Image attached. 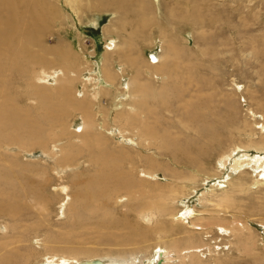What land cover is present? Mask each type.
Instances as JSON below:
<instances>
[{"label": "bare ground", "instance_id": "bare-ground-1", "mask_svg": "<svg viewBox=\"0 0 264 264\" xmlns=\"http://www.w3.org/2000/svg\"><path fill=\"white\" fill-rule=\"evenodd\" d=\"M63 1L67 3L74 12L77 9L81 11L82 7L87 9L97 8L99 10L112 9L111 11L114 12L115 15L116 13L118 14V18H116L118 20H116L117 22L123 23L129 20V22L132 21L135 23L132 26L127 25V27H130L129 30L123 26L120 27V25L119 27H116L119 31L122 30L124 33H127V40L124 41L123 45L119 44L115 38L110 39V41L105 45V57L102 56L100 66H98L96 71H92L93 73L95 72L94 75H92V77L82 76V78H85H83L84 84H92L91 82L95 83L92 91H82L83 93L81 92V96L79 95L78 97L77 94L80 92L72 91L74 80L78 77V75H76L78 74V69L76 68L77 66L74 67V65L69 62H66L63 66L59 64L58 66L47 65V62L54 61L55 57H42L40 55L41 52L50 53V55H55L57 57L61 56L63 53L58 52L59 49H57V47H46L44 50H39L38 47L39 52L36 49L37 47H34L40 42V37L42 36V32L47 28L50 16H55L56 11L58 10V6L56 4L58 1L0 0V197H2L1 201L4 205V209L2 208V210H0L1 214H4L3 216H9L11 219L19 220L22 216V213L19 212L21 209H17L12 205L13 193L19 186H17V184H20L24 194H26V190L36 193L38 192L37 188L43 183L45 186V181L47 180V171L45 170L41 174H38V178L35 179L37 183H35L34 186L37 187L34 189L24 188V185H22L20 181L28 179L29 182V178L25 177L20 180L18 178L20 174H17V172L15 173L14 168L16 167L20 168V170H25L33 166L31 164L28 165L29 163L20 165L19 161L15 157L17 154L11 152V149L18 147L19 151L23 152L24 150H31L37 145L44 146L45 143H48L47 139L51 136H48L47 133L52 129L54 130L58 128L61 135H65L66 127L63 125V118L72 110L79 109L81 122L78 126H74V136L81 140V145H75L74 143L67 141L59 148V154L54 152L56 145H52L53 152L50 155L51 158L55 157L54 161L56 167L53 170L59 177H61V173H63L67 168H71L72 170L77 169L79 166V161L77 160L80 156H84L82 157L84 162L88 163L86 166L90 167L86 169L88 170V174L85 178L82 179L80 177H76L73 180L75 190L72 193L73 197H70L73 202L70 200L71 203H68L67 205V211L69 217H71V221H73L78 228H109L114 234L119 231L122 232L125 229L126 233L125 231L124 233L122 232L125 234L122 237L127 235H136L139 237L141 236V238H145L156 235L158 238L164 237L165 244L153 246L151 255L147 258L144 257L146 259L142 262L139 261V259L136 260L138 256H131L129 259L122 257L119 260L104 256L84 257L79 259L77 256H74L72 252L70 254H67V252V255L56 252L52 246V243L55 242V240L49 238V240L44 243V245L48 248L45 251V260L40 262V264H91V260L94 259H100V264H186L187 260L190 261V264H201L198 257L200 254H197L200 253L199 245L194 244L192 240H190L186 245H181L178 237H176L177 233L175 232V229L182 228L188 237L189 232L190 234H193L194 230L198 231V229L201 228L206 230L210 224H215V217L213 216L203 221L204 218H202V215L197 216V213L191 209V207H188V198L182 191H185L184 189L187 188L188 182H197L198 179L206 178V175H208V177H212L213 179L215 178L214 182H216L215 184L212 183V185H210V189H208L210 190L209 196L210 194L213 195V199H210L209 196L206 197L208 202H213L211 204L219 207L226 206L236 208L237 206H240L241 204L238 202V197L240 194L242 196L245 184L241 183L238 179H234L232 184L230 183L232 185L231 190L226 185L230 182L232 173L233 175L238 173L242 174L243 171L245 172V168H249L253 173L257 174L255 179L256 183H264V115H262L260 121L261 123H254V126L258 129V134L260 133L259 139L254 140L253 136L254 138L257 137L256 134L252 133L251 135V132H245L248 133L249 142L247 144L234 143L230 145L228 149H223L215 157V159H217V161H215L216 166H214L209 173H206V171H208L207 165L212 164L210 155H213L212 153L210 154L208 149L213 146L214 142L218 145L220 144L222 137L220 136L221 134L219 129L221 128V124L224 120L222 123H219L218 120L221 115H219L220 117L215 118L217 115L216 113L215 117H211V114L203 111L205 108L202 110L200 105H194L195 101H201L199 98L203 95L205 96L203 100L204 102H201H203L204 106L206 105V101L208 103H214L216 98L213 100L212 98H209L208 94H200L199 91H193L192 88L189 87L190 84L198 86L197 84L199 82L194 76H192L190 70L187 69V65L184 64L182 69L179 70V67L177 66L178 60L176 59L179 58V52H177L176 47L177 45L174 47L172 43L171 45L168 44L169 46L176 48L174 54H177L176 57L175 55L172 56L170 54L172 56L171 60L173 59L172 61L177 62L173 63L174 68L172 67V70L175 71L176 76L179 72L180 75H186V81L183 75V78L180 76L176 77L174 75V78H177L178 80V83L175 85V90H179L177 95L181 96L182 105L185 106V109H188L186 114L180 115L181 117L178 115L179 124L184 126L185 123L188 124V121H190V126H188V124L187 127H190V129L193 128L192 132L194 133L193 136L190 135L189 137L185 134V140H183L184 143L174 140V136L172 137L169 131L164 130V133H160L159 128V131L155 130V124L158 123L157 120H159V114L157 113L156 105L155 107L154 105H147V91L142 84V80L139 81L136 77H132L131 80L123 79L121 82L119 81V86H116L118 93H114L113 96L111 95L113 85H115V72L110 70L111 64L113 65V55L115 53H119V57L121 58L123 53L128 59H135L128 49L131 48L135 39H138L141 36L143 37V35L144 37L148 36L147 32H150L152 29L149 23L154 20L155 17V22L153 23L154 26H158L157 24L164 23L165 21L175 22L177 18L182 21V18L179 17V14H177L175 9H181L179 3H174L175 7L165 8L166 10L164 15L161 10L158 14L156 12L154 13L153 3L158 2L159 0L153 1V3H151L150 0ZM193 1L194 0H189L186 3H193V15L200 19L201 17L196 13L197 10H194V8H196V2ZM49 7H52L54 11L48 16L47 12L49 13V11L46 9ZM149 9L151 10L149 11ZM180 15L182 17L184 16L182 14ZM152 17L154 18L152 19ZM113 22H111V24ZM115 24V26H117L118 23ZM159 30V33L165 35L164 28H160ZM133 44L135 45V43ZM57 45L60 46L63 45V43ZM168 48L169 47L167 46V49ZM165 51L164 53H166ZM180 55H182V53ZM165 57L166 56H162L156 52H151V54H149V61L156 66L157 70L161 67ZM172 61L168 63H171ZM79 63V66L81 67L83 61L82 63ZM170 65L172 66V64ZM89 71L91 72V70ZM118 72H123L122 65L119 69L116 68V74ZM23 74H26L24 85L27 89H31L28 92L26 91V93L35 97L33 98L35 104L30 106L19 104V100L22 101L24 93L20 94L12 91L15 79L18 78V76H20L19 78H22ZM156 74L159 73H154L153 76L157 77ZM4 75L7 77L6 80L4 79ZM168 75L171 78L172 74ZM202 79L203 78L201 76L199 81ZM48 85L50 88H47ZM121 92L123 93L121 94ZM166 92L167 88L161 87V89H157V93L153 98H159L157 100L158 102H164L163 95L166 94ZM185 93H187V96H184ZM108 94L110 95L109 97H111L110 107H106L101 100L102 97H107ZM76 96L78 98H76ZM186 103L188 105H185ZM213 107H215V109L217 108L215 105ZM225 109L226 108H224V110ZM208 110L212 112L210 108H208ZM219 112L220 110L218 113ZM250 113L252 114V112ZM196 122H198V124L194 126ZM228 125L230 127L231 124ZM45 126L48 128L46 130L48 131L46 134L43 132V127ZM106 129L109 131L108 133L114 134L112 135L113 138L117 137L123 139L125 137L124 133H130L133 130H136V133L134 134L137 137L135 138L136 140L133 138L129 139L131 142L135 143L136 146H142V150L144 151H149L154 148L159 152V155H163L168 159L170 158L174 160L177 166H183L182 168L185 167V169L189 167L192 168V171L187 168V172L184 171L185 173H183V170L180 171L181 169H178L177 167L173 169L164 168L163 165L165 164L162 165L153 161L154 156L153 158L150 157V160L149 156L145 157V155L142 156V154L141 156L143 158L145 157L143 160L145 168L138 169L139 164H137V162H139L138 157H141L140 155L136 158H128L121 154L114 155L109 153V151H106V147H103L101 144V140L103 139L99 138L100 136L108 138L104 132ZM58 135L61 137L60 134ZM98 135L99 137L97 138ZM123 139L119 142H125V139ZM43 151L46 155L50 154V151H46L45 149H43ZM206 156L209 158L206 159ZM62 161L67 162L68 165H59ZM201 162L203 163L202 165ZM73 163H76L77 165L72 166ZM123 165L127 166L126 170L120 169V166ZM128 166H130V169ZM159 169L160 171L161 169L164 170V173L167 174V176H170V179L173 178L174 180V178H177L180 183L171 184L170 186L160 184V181L155 178V176L158 175ZM134 170L137 172H133ZM223 170L225 172H222ZM138 174H141L142 176ZM62 187L63 188L61 190L64 192L69 188L66 184L62 185ZM216 191H218L217 194ZM233 191L237 192L232 195ZM68 195L70 194L65 196ZM35 196L38 201L34 202V205L31 207L35 208L38 214H41L40 211L42 209L43 211L45 210L44 205L46 204V200L44 197L39 196V192ZM182 196L184 199L181 198ZM202 196L205 198L206 195L203 194ZM17 197H14L13 199ZM121 197H125L130 200L129 203L131 204H129V209L132 213H134L133 216H136V218L133 220L132 216H128L127 214L124 218L113 217V225L110 227L106 218L107 215L111 216V214H109L110 211L107 209L108 204L111 203L110 201L113 202L116 198L119 199ZM179 200L181 202L180 204L182 205V209L186 208L183 212H180L173 207V204ZM66 203H62L61 210ZM82 215L84 218L81 217ZM36 216L38 217L37 214ZM40 218L41 220H44L43 216ZM190 219H192V222L189 221ZM141 223H146L149 226L144 227ZM152 223L153 225L151 226ZM8 224L12 225L11 223ZM216 225V229H219V231H234V234L240 237L237 238L239 239V242L236 248H238L241 255H255L256 241H250L252 239V235L247 225H244L236 220L232 223H222V221H219ZM14 230L15 234H13V237L9 236L11 240H14V242H10L9 247L12 253L9 252V255H7V253L1 252L0 264L25 263L26 258L25 260H21V262H15L16 258L14 255L19 252L17 245H19V242H23V237H21L19 229L14 228ZM246 231L249 232L244 234ZM242 234L244 235L242 236ZM3 242H5L4 245H6V241L4 240ZM3 242L0 244V251L4 248ZM27 261L29 260L27 259L26 262Z\"/></svg>", "mask_w": 264, "mask_h": 264}, {"label": "rangeland", "instance_id": "rangeland-1", "mask_svg": "<svg viewBox=\"0 0 264 264\" xmlns=\"http://www.w3.org/2000/svg\"><path fill=\"white\" fill-rule=\"evenodd\" d=\"M57 1L58 3L56 4L58 6V10L56 11L55 16H50V21H48L47 28L42 32L40 42L34 47H37V50L38 47L39 50H44L46 47H57V49H59L58 52L63 53L61 56L57 57L55 55H50V53L41 52L40 55L42 57H55V60L47 62V65L58 66L59 64L63 66V64L69 62L72 63L74 67L77 66L76 68L78 69V74L76 75H78V77L74 80L72 91L80 92L79 94L75 92L79 97L82 91H92L95 83L91 82L92 84H84V77L82 78V76L92 77V75H94L95 72L93 73L92 71H96L98 66H100L102 56L105 57V45L110 41V39L115 38L119 44L123 45L124 41L127 40V33H124L122 30L119 31L116 27H119L120 25V27L123 26L129 30V26H132L135 22H129L128 19V21H122L123 23L117 22L118 20L116 18H118V14L116 13L115 15L114 12L111 11L112 9L99 10L97 8L87 9L82 7L81 11L77 9L74 12L63 0ZM150 1L153 3V1L156 0ZM187 1L189 0H159L158 2L153 3L154 13L156 12L157 14L160 10L164 14L166 10L165 8L175 7L174 3H179L181 9L179 7V9H175L177 14H179V17L182 18L183 22L177 18L175 22L165 21L164 23L157 24L158 26H154L153 23L155 22L156 17H152L154 20L149 23L152 29L150 32H147L148 36L144 37L143 35V37L141 36L138 39H135L133 42L135 45L132 43L130 48L134 49H128L135 59H128L123 53L121 58L119 57V53H115L113 55L114 60L113 65L111 64L110 70L115 72V85H113L111 95L113 96L114 93H118L116 86H119V83L123 79L131 80L132 77H136L137 80H142V84L147 91L146 103L148 106L154 105L155 107L156 105V110L159 114V120H157L158 123L155 124V130L157 131L159 128L160 133H164V130L169 131L171 136H174V140L184 143L183 140H185V134L189 137L190 135L193 136L194 133L192 132L193 128L190 129V127H187L188 124V126H190V121H188V124L185 123L184 126L179 124V116L186 114L188 109H185V106L182 105L181 96L177 95L179 90H175V85L178 83V80L177 78H174L176 73L172 69L174 68L173 63L178 62L177 66L179 67V70L182 69L184 64L187 65V69L190 70L192 76H194L199 82L197 84L198 86L190 84L189 87H191L193 91H199L200 94H208L209 98H212L213 100L216 98L214 103H208L206 101L207 106H204L203 100L205 96L203 95L199 98L203 102L195 101V104H191L197 106L200 105L202 110L205 108L203 111L211 114V117H215L216 113L217 115L215 118H218L220 117L219 115H221L218 120L219 123H222L224 120L221 124V128L219 129L221 134L220 136L222 137V144L221 141L219 145L214 142L213 146L208 149L210 154H213L210 155L212 164L207 165L208 171H206V173H209L213 167L216 166L215 161H217V159H215V157L223 149H228L229 146L234 143L247 144L249 142L248 133L245 132H251V135L252 133L256 134L257 137L254 138L253 136L254 140L259 139L260 137V133L258 134V129L254 126V123L256 124L260 122L262 115H264V0H200L201 2L194 0L193 2H196V8H194V10H197L196 13L201 17L200 19L193 15V3H186ZM46 10L49 11V13L47 12L48 16L54 11L52 7H49ZM150 10L151 9H149V11ZM180 14L184 16L182 17ZM112 20L115 21L113 22ZM111 22L114 24H111ZM115 23H118L117 26H115ZM127 25L129 26L127 27ZM159 27L165 29V35L159 33ZM62 43L63 45H60ZM171 43L174 47L177 45V52H179V58H176L178 60L177 62L172 61L173 59L171 60L172 56L175 55L176 57L177 55L174 54L176 48L168 45H171ZM61 46L64 47L62 48ZM167 46L169 47L168 49ZM164 51L166 53H164ZM151 52H156L162 56H166L159 68L160 70H156V66H154L152 62L150 63L149 54H151ZM180 52L182 55H180ZM169 60L172 62L168 63L170 62ZM79 62L82 63L81 67L79 66ZM120 64L123 66L124 73L118 72L116 74V68L119 69L121 66ZM170 64H172V66ZM112 66L115 67L113 68ZM89 70H91V72ZM166 72L168 74H172L171 78ZM154 73H159L156 74L158 78L153 76ZM179 73H177L176 77L180 76L183 78L184 76L185 79L186 75H180ZM201 76L203 79L199 81ZM19 77L20 76L15 79L14 87L12 86L13 92H18L20 94L24 93L22 101L19 100V104L27 106L35 104L33 99L35 97L26 93V91L28 92L31 90L30 88L27 89L24 85L26 74H23L22 78ZM4 79H7L5 75ZM161 87L167 88L166 94L163 95L164 102H158L157 100L159 98H153L157 93V89L159 90ZM47 88H50V86L48 85ZM122 93L123 92H121V94ZM77 96L76 98H78ZM109 96L110 95L108 94L107 97L104 96L101 99L102 103L106 107L111 106V97ZM184 96H187V93H185ZM185 105L188 104L186 103ZM214 105L217 107L216 109L213 107ZM208 108H210L212 112H210ZM224 108L226 109L224 110ZM167 110H170L171 112L169 111V113ZM219 110L220 112L218 113ZM250 112H252V114ZM80 122V110L74 109L63 118V125L66 127L65 135H61L58 128L54 130L52 129L48 132L46 131L48 128L45 126L43 127L44 134L48 132L47 135L51 136L47 139L48 143H45L44 146L37 145L31 150H24V153L19 151L18 147L11 149V152L17 154L15 157L19 161L20 165L29 163L28 165L31 164L33 166L25 170H20V168L16 167L14 168V172L20 174L18 176L20 180L25 177L29 178L30 183L28 182V179L20 181L22 185H24V188L34 189L37 187L34 185L37 183L35 179L38 178V174H41L45 170L47 171V180L45 181L46 185L44 186L43 183L37 188L39 196L44 197L46 200V204L44 205L45 210L43 211L42 209L40 211L41 214H38L36 209L31 207L34 205V202L38 201L35 198V195L38 192L35 193L26 190V194H24L20 184H17V186H19L13 193V198L18 197L15 199L12 198V205L17 209H21L19 211L22 213L20 219L14 220L9 216H3L4 214H1L0 211V244L4 240L6 241V245H4L5 242H3L4 248H2L0 253L5 252L7 255H9V252L12 253L9 247L10 242H14V240H11L9 236L13 237V234H15L14 228L19 229V233L21 234V237H23V242H19V245L16 244L19 252L15 255L13 252L14 257L16 258L15 262H21V260H25L26 258V260L28 259L29 261L26 262L25 260V263L21 264H40V262L45 260V251L48 248L44 245V243L45 241L47 242L49 238L55 240V242L52 243V246L56 252L61 254H66L67 252V254H70L72 252L73 255L77 256L79 259L84 257L104 256L119 260L122 257L129 259L131 256H138L136 260L139 259V261L142 262L151 255L153 246L165 244V238H158L156 235L145 238H141V236L139 237L136 235H127L122 237L125 235L123 234L124 231L126 233L125 229L122 231L123 233L119 231L115 233L117 234L115 235L109 228L89 229V227H86L83 229L82 227L78 228L73 221H71V217L68 215L67 205L68 203L73 202L71 199L73 197L72 193L75 190L73 180L76 177H80L82 179L85 178L88 174V170L86 169L90 167L86 166L88 163L84 162V159L82 158L84 156H80L77 160L79 161V169L77 168L78 170H72L71 168H67L63 173H61V177H59L53 170L56 167L54 161L55 157L51 158L50 155L53 152L52 145H56L54 152L58 154L60 153L59 148L67 141H70L75 145H81V140L74 136V126H78ZM197 124L198 122H196L194 126ZM228 124H231L230 127ZM104 132L108 138H104L103 136L99 137V135L97 138L99 137L103 139L101 140V144L103 147H106V151H109V153L114 155L121 154L128 158H136L139 155L141 156V154L142 156L145 155V157L149 156V159L154 156L153 161L162 165L165 164L163 165L164 168L173 169L177 167L178 169H181L180 171L183 170V173H185L184 171L187 172V168H189L187 167L185 169V167L182 168L183 166H177L174 160L170 158L168 159L163 155H159V152L154 148L149 151H144L142 150V146H136L135 143L129 140L130 138H137L134 135L136 130H133L130 133H124V136L126 137H124L125 140L123 138H113L112 135L114 134L108 133L109 131L107 129L106 131L104 130ZM58 134H60L61 137ZM121 139L125 142H119ZM43 149L50 151V154L46 155ZM142 156L138 157V169L145 168L143 164L145 157L143 158ZM205 158L208 159L209 157L206 156ZM63 162L64 161L59 163V165H68L67 162ZM202 164L203 163L201 162V165ZM75 165L77 164H72V166ZM128 168L130 169V166H128ZM120 169L126 170L127 166H120ZM162 169L161 171L159 169L158 175L155 176V178L160 181V184L170 186L171 184L180 183L177 178H174V180L173 178L170 179V176H167ZM189 170L192 171V168H189ZM224 170L222 172H225ZM133 172L137 171L134 170ZM76 173H78L79 176ZM138 175L142 176L141 174ZM256 175L257 174L253 173L249 168H245V172L243 171L242 174L238 173L233 175L232 173V178L226 185L230 188V190L234 179H238L241 183L245 184L242 196L240 194L238 197V202L241 205L236 208L214 206L211 204L213 202L207 201L206 197H208L210 193V190L208 189H210V185H212V183H216L214 182L215 178L213 179L212 177H208V175H206V178L198 179V183L188 182L187 188L184 189L185 191H182L188 198V207H191V209L197 213V216L202 215V218H204L203 221L207 218H211L213 216L215 217V224H210L207 228L208 230H203V228H201L202 231L205 232H202L201 229H198V231L194 230V233L190 234L189 232L187 237L182 228L175 229V232L177 233L176 237H178L181 245L188 244L190 240H192L194 244L199 245L200 253L197 254L200 255L196 256L199 257V262L201 264H264V183H256ZM64 184L69 186L65 192L61 190L63 188L62 185ZM203 191L206 193H202ZM217 192L218 191H216V194ZM235 192L237 191H233L232 195H234ZM67 194L70 195L65 196ZM203 194L206 195L205 198H203ZM212 197L213 195L210 194L209 198L213 199ZM1 198L2 197H0V210H2V208L4 209ZM181 198L184 199L183 196ZM180 200L176 201L173 204V207L178 211L183 212L186 208L182 209ZM129 201L130 200L125 197H121L119 199L116 198L113 202L110 201L111 203L108 204L107 209L110 211L109 214H111V216L107 215L106 217L107 223L110 227L113 225V217L124 218L127 214L128 216H132L133 220L136 218V216H133L134 213H132L129 209V204H131ZM63 202L67 203L61 210ZM42 216L44 217V220H41L40 217ZM81 217L84 218L83 215ZM234 219L249 227V231H251L252 235V239L250 241H256L255 255H241L239 253L238 248H236L239 242V239H237L239 236L235 235L234 231L221 232L219 229H216V224L219 221H222V223H232L235 221ZM191 220L192 219L189 221L192 222ZM8 223H11L12 225H9ZM142 225L144 227L149 226L146 223ZM152 225L153 223L151 226ZM248 232L246 231L244 234ZM244 234H242V236ZM186 264H190V261L187 260Z\"/></svg>", "mask_w": 264, "mask_h": 264}, {"label": "water", "instance_id": "water-1", "mask_svg": "<svg viewBox=\"0 0 264 264\" xmlns=\"http://www.w3.org/2000/svg\"><path fill=\"white\" fill-rule=\"evenodd\" d=\"M91 264H100V259L91 260Z\"/></svg>", "mask_w": 264, "mask_h": 264}]
</instances>
